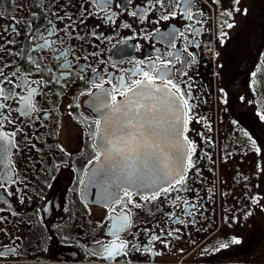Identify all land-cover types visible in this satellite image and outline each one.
Instances as JSON below:
<instances>
[{
  "label": "flooded vegetation",
  "instance_id": "1",
  "mask_svg": "<svg viewBox=\"0 0 264 264\" xmlns=\"http://www.w3.org/2000/svg\"><path fill=\"white\" fill-rule=\"evenodd\" d=\"M125 2L112 0L101 10L93 0H0V80L40 82L0 100L6 104L0 135L15 145L0 161V175L10 167L16 181L0 189V264H264V0H192L191 20L182 14L183 0H167V9L156 0L116 7ZM137 6L146 10L142 19L129 14ZM52 25L58 31L48 35ZM173 29L170 44L161 34ZM177 53L174 82L191 92L199 120L185 133L195 144L196 166L183 187L150 201L133 196L141 207L128 205L131 226L119 238L140 250L130 244L127 257L104 259L96 250L119 243L111 225L123 213L99 195L83 196L85 173L95 165L99 115L89 104L94 112L101 89L93 81L103 83L109 102L111 94L120 100L112 93L120 77L131 84L142 79L134 70ZM31 89L38 111L25 115L19 97ZM233 137L243 138L239 150H252L253 160L233 161L226 144ZM153 235L159 239L150 243Z\"/></svg>",
  "mask_w": 264,
  "mask_h": 264
},
{
  "label": "snow or ice",
  "instance_id": "2",
  "mask_svg": "<svg viewBox=\"0 0 264 264\" xmlns=\"http://www.w3.org/2000/svg\"><path fill=\"white\" fill-rule=\"evenodd\" d=\"M93 2L101 10L112 4V0H93ZM130 2L131 0H126L124 5L118 4L116 7L126 9ZM234 2L238 4L239 0H234ZM156 3L166 9L169 7L167 0H156ZM183 3L182 14L191 20L193 18L192 0H183ZM213 3H218V0H213ZM145 11L137 6L136 10L129 14L142 19ZM223 14L231 15V13ZM169 15L174 17L175 13L169 11ZM161 18L168 19L169 16ZM196 22L199 23V21ZM232 26L228 25V27ZM57 31L55 25L47 30L48 35H54ZM175 34L176 30L173 29L172 32L161 34V36L171 44V41L175 39ZM180 34L183 35V33ZM40 39L44 41L42 48L50 46L43 34ZM52 43H59V41ZM168 55L172 56V53ZM66 57V50L59 52V58L66 59ZM179 59V53L172 59H165L163 55H158L156 61L145 65L147 70L137 68L132 72L133 77L140 75L142 79H133L131 84H128L124 77H120L118 83L112 88V93L124 98L120 101L117 100L115 94H111L109 102L107 97L110 93L103 87V83L97 84L93 81V86L101 89V95L95 96L92 102L93 110L99 113V117L93 121L96 131L92 134L96 167L92 172L85 174L89 176V185L98 189L100 199L109 207L113 204L121 205L123 213L122 215L117 214L111 225V234L116 236L119 243L117 244L114 240L110 245L102 244L96 250L95 254L104 259L112 260L118 255L127 257L130 244L133 249L140 250L137 244L119 238V233L131 226V211L128 205L141 207L134 202L133 196L139 195L141 199L150 201L159 198L162 192L168 193L169 189L177 185L183 187L187 171L196 166V162L191 159L196 150L195 144L185 134L189 131L188 125L191 121L197 119L192 114L193 106L190 104L194 97L190 91L182 90L174 82L170 67H174L175 61ZM157 61L159 66H157ZM181 63L186 65L190 61L185 60ZM93 71L96 70L93 69ZM3 75L0 73V76ZM96 76L99 78L100 73L96 72ZM30 83L40 82H29L22 79L20 83L14 84L9 77H5L4 80H0V100H11L17 95L14 91L16 87H27ZM4 84L11 85V87H4ZM35 94L36 89H31L26 97H19L20 110L23 114L29 115L33 111H38L33 103ZM145 101H155V103L146 104ZM5 107L6 104L0 103V110ZM197 122H199L198 119ZM12 136H15V133H12ZM14 146L8 135H0V161L8 158ZM11 173L12 169L9 167L7 172L0 175V189L5 192L8 191V185L16 182L12 179ZM145 191L150 194L144 195ZM158 239L159 237L153 235L150 243ZM240 242L236 238L232 240L233 244ZM222 246L227 247L226 244ZM3 255L4 253L0 252V256Z\"/></svg>",
  "mask_w": 264,
  "mask_h": 264
},
{
  "label": "water",
  "instance_id": "3",
  "mask_svg": "<svg viewBox=\"0 0 264 264\" xmlns=\"http://www.w3.org/2000/svg\"><path fill=\"white\" fill-rule=\"evenodd\" d=\"M124 98H122L121 100H123ZM120 101V100H119ZM91 102V101H90ZM146 104H151V103H155V101H145ZM89 112H91L92 114H95L96 116L99 115V113H97L96 111H92L91 110V104H89ZM96 167V164L93 165L87 172L90 173L92 172ZM89 176L86 175L85 178V184H84V188H83V196L85 199H93V196H97L99 195L98 193V189L96 187H92L89 185ZM143 194H149V192L145 191Z\"/></svg>",
  "mask_w": 264,
  "mask_h": 264
},
{
  "label": "rangeland",
  "instance_id": "4",
  "mask_svg": "<svg viewBox=\"0 0 264 264\" xmlns=\"http://www.w3.org/2000/svg\"><path fill=\"white\" fill-rule=\"evenodd\" d=\"M236 136H238V135H236ZM240 137H242V136H240ZM242 139L243 138H238V137H236V139H232V138L228 139V142H229L228 146L232 145V147L234 148V150L232 149L233 150V154H234V155L232 154L233 161H236V159L238 158L239 155L241 157H243L245 160H247V159L253 160V155H252L253 151L252 150L243 151V152H241V149L239 150L240 145L242 147V142H243ZM232 147H229V148H232ZM237 150H239L241 153L240 154H236V153H238Z\"/></svg>",
  "mask_w": 264,
  "mask_h": 264
}]
</instances>
